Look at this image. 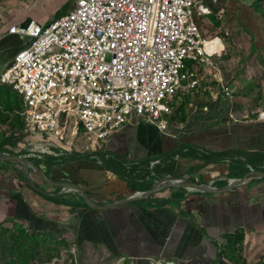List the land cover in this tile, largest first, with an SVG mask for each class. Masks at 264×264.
<instances>
[{"label": "crops", "instance_id": "crops-1", "mask_svg": "<svg viewBox=\"0 0 264 264\" xmlns=\"http://www.w3.org/2000/svg\"><path fill=\"white\" fill-rule=\"evenodd\" d=\"M204 2L212 13L197 19L204 35L229 33L218 66L232 96L208 82L191 93L179 91L165 130L133 116L91 157L73 153L61 156L57 166L40 165L45 177L71 181L94 203L109 205L146 192L168 176L222 187L220 179L245 175L240 177L251 167L247 157L264 156V120H257L258 112H264V14L254 0H213L212 7L211 0ZM74 4L0 0V74L26 45L9 32L12 27L47 24ZM221 10L225 13L219 17ZM43 140L29 135L21 156ZM13 167L23 166L0 161V223L19 222L41 234L63 231L80 252L97 253L109 264H147L149 258L233 264L223 254L225 238L245 234L264 243V179L219 194L168 188L97 210L57 186L49 196L58 200L43 197Z\"/></svg>", "mask_w": 264, "mask_h": 264}, {"label": "built area", "instance_id": "built-area-1", "mask_svg": "<svg viewBox=\"0 0 264 264\" xmlns=\"http://www.w3.org/2000/svg\"><path fill=\"white\" fill-rule=\"evenodd\" d=\"M201 1L75 0L47 24L12 27L26 45L0 74V89L20 96L24 128L45 139L25 158L96 153L133 116L165 130L178 92L203 83L231 97L218 66L229 33L204 35L197 19L212 13ZM147 264L178 263L149 258Z\"/></svg>", "mask_w": 264, "mask_h": 264}, {"label": "rangeland", "instance_id": "rangeland-1", "mask_svg": "<svg viewBox=\"0 0 264 264\" xmlns=\"http://www.w3.org/2000/svg\"><path fill=\"white\" fill-rule=\"evenodd\" d=\"M211 1L212 7L215 3ZM254 3L260 5L264 12V0H254ZM204 4V1L200 2V5ZM216 8L213 6V10L216 11ZM214 26L218 24L215 23ZM223 38H225L224 35ZM22 109L21 99L12 89L0 91V150L4 153L19 155L18 152L28 143L29 133L21 120ZM30 161L33 160L30 159ZM32 165L34 167L31 168L48 174L43 167H38L33 162ZM13 168L17 169L20 177H25L23 167ZM32 175L36 180H43L33 169ZM39 187L48 195L54 192L53 189H57L53 186ZM57 187L59 190L62 189L60 186ZM222 250L233 264H264V243L245 234H235L225 238ZM0 264L109 263L97 253L80 252L63 231L41 234L19 222L7 221L0 223Z\"/></svg>", "mask_w": 264, "mask_h": 264}, {"label": "water", "instance_id": "water-1", "mask_svg": "<svg viewBox=\"0 0 264 264\" xmlns=\"http://www.w3.org/2000/svg\"><path fill=\"white\" fill-rule=\"evenodd\" d=\"M0 161H9V162L21 164L25 171V177L28 180L29 185L33 189L39 190V186H60L68 189L69 193L77 195L85 203L87 207L97 210L108 209V208H113L117 205L137 202L139 200L149 198L155 192L162 191L168 188H188L190 190L200 193L219 194L230 190L233 191L236 188L244 184H247L248 182H251L252 180L264 179V172L250 170L242 178L236 179L230 185H226L224 187H215L208 184H203V185L197 184L188 179H179L174 176H168L159 180L152 189L146 192L136 193L129 198L121 199L120 201H117L109 205H98L94 203L80 187H78L76 184L72 183L71 181L61 180V179H48L47 177L44 178L41 171L35 168H31L34 167L32 165V162L21 155L0 153ZM32 169L34 172L36 171V173H38L43 178L42 181L36 180L33 177Z\"/></svg>", "mask_w": 264, "mask_h": 264}, {"label": "trees", "instance_id": "trees-1", "mask_svg": "<svg viewBox=\"0 0 264 264\" xmlns=\"http://www.w3.org/2000/svg\"><path fill=\"white\" fill-rule=\"evenodd\" d=\"M255 5L257 6V7H259V10L264 14V12L262 11V9L260 8L261 6L260 5H257V3H255ZM0 153H4V151H2V150H0ZM18 154L19 155H25L23 152H21V151H19L18 152ZM92 155H94L93 153H84V154H80V155H74V157H80V158H89V157H91ZM74 157H72V158H74ZM212 159V158H211ZM59 159H54V158H50V157H44L43 159H41V160H33L32 162L33 163H35L38 167L40 166V165H43L44 167H51V166H57V161H58ZM246 163H247V165L249 164L252 168H253V170L254 171H259V172H264V156H262V157H259V156H256V157H252V158H250V157H247L246 158ZM104 163L105 164H107V161L105 162L104 161ZM249 171V168L247 167V168H245V169H243V174L240 176V177H242L244 174H246L247 172ZM239 177V178H240ZM25 178V180H26V177H24ZM149 188H146V190H148ZM35 190V192H40V193H43L44 195H43V197H45V198H47V199H49V200H58L59 198H55L54 196H56V195H51V196H49V195H47V193H45V192H42V191H40V190H37V189H34ZM80 199V198H79ZM81 200V199H80ZM82 201V200H81ZM83 202V201H82ZM84 203V202H83Z\"/></svg>", "mask_w": 264, "mask_h": 264}, {"label": "bare ground", "instance_id": "bare-ground-1", "mask_svg": "<svg viewBox=\"0 0 264 264\" xmlns=\"http://www.w3.org/2000/svg\"><path fill=\"white\" fill-rule=\"evenodd\" d=\"M223 45H221V48H222ZM40 176V175H39ZM41 177V176H40ZM42 178V177H41ZM43 179V178H42Z\"/></svg>", "mask_w": 264, "mask_h": 264}]
</instances>
